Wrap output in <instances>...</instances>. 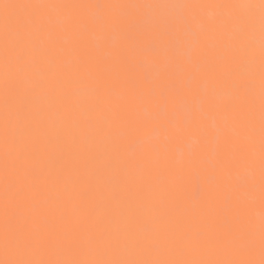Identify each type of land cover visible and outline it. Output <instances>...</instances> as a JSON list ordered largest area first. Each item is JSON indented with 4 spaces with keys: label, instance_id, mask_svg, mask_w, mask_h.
I'll return each instance as SVG.
<instances>
[{
    "label": "snow or ice",
    "instance_id": "obj_1",
    "mask_svg": "<svg viewBox=\"0 0 264 264\" xmlns=\"http://www.w3.org/2000/svg\"><path fill=\"white\" fill-rule=\"evenodd\" d=\"M209 9L217 17L211 34ZM0 42V264H264V0H0ZM135 126L146 135L127 143L130 153L150 146L159 154L173 134H198L207 187L234 162L219 151L225 136L242 137L248 166L225 174L214 207L173 224L168 251L184 258H159L153 221L140 226L151 259L105 258L109 250L91 242L82 255L92 258H63L59 243L48 249L51 258H40L34 237L57 227L106 220L119 228L110 212L145 176L143 164L119 154ZM241 205L249 215L239 231ZM196 255L223 258H187Z\"/></svg>",
    "mask_w": 264,
    "mask_h": 264
},
{
    "label": "bare ground",
    "instance_id": "obj_2",
    "mask_svg": "<svg viewBox=\"0 0 264 264\" xmlns=\"http://www.w3.org/2000/svg\"><path fill=\"white\" fill-rule=\"evenodd\" d=\"M13 2L33 3H115V4H163L175 2H191L203 4L216 3H259V0H13ZM133 15H139L143 10H129ZM198 11V10H197ZM209 16V33L214 27L217 17L216 10H205ZM0 63H2V42H0ZM0 112H2V95H0ZM146 129L135 126L130 129L127 140L119 146V154L123 161L138 162L145 166V176L142 180H133L131 187L122 192V206L110 215L120 218L117 229L115 222L109 224L106 220L89 223L85 220L73 221L66 228L57 227L35 236L39 244L40 258L49 259L48 249L59 243L63 249V258L82 259L92 258L82 255L91 242L98 249L109 250L105 258L122 259H151L143 249L147 245L146 238L140 232V226L146 221L156 224L154 238L159 239L164 252L161 259L184 258L172 256L168 249L174 246L176 237L173 234V224L182 219L199 217L214 207L219 196V185L224 182L225 174L229 171H242L248 166L249 155L246 143L242 137L237 139L231 135L225 136L219 151L223 158L234 162L218 172L219 184L213 187L205 185L207 169L199 163L204 151L200 137L195 132L173 134L167 146L156 154L150 146L144 151L130 153L126 151L127 143L143 141ZM3 162V147L0 141V167ZM162 178V182L158 179ZM259 213V206L255 208ZM239 223L237 229L245 228L249 208L241 205L237 209ZM2 206H0V260L5 259L3 250ZM127 245L125 255L117 257L115 250ZM187 258H223L222 256L196 255ZM254 259H259L257 248Z\"/></svg>",
    "mask_w": 264,
    "mask_h": 264
}]
</instances>
